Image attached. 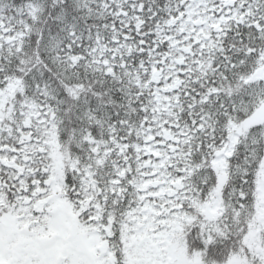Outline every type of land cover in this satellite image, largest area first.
Returning <instances> with one entry per match:
<instances>
[{"label": "snow or ice", "instance_id": "snow-or-ice-1", "mask_svg": "<svg viewBox=\"0 0 264 264\" xmlns=\"http://www.w3.org/2000/svg\"><path fill=\"white\" fill-rule=\"evenodd\" d=\"M0 264H264V0H0Z\"/></svg>", "mask_w": 264, "mask_h": 264}]
</instances>
